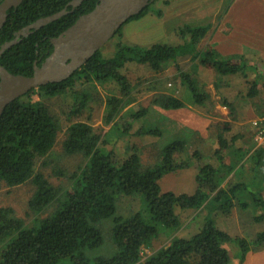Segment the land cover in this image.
I'll use <instances>...</instances> for the list:
<instances>
[{"label": "trees", "instance_id": "trees-1", "mask_svg": "<svg viewBox=\"0 0 264 264\" xmlns=\"http://www.w3.org/2000/svg\"><path fill=\"white\" fill-rule=\"evenodd\" d=\"M72 1L21 0L12 7L0 28V48L24 27L64 9L66 12L5 48L0 55V66L15 75L31 76L34 64L40 66L52 53L51 39L98 3V0H82L73 6ZM156 1L125 24L149 12L161 16V9L153 7ZM125 24L71 76L29 91L10 102L0 114V185L12 188L28 183L31 187L26 203L28 221L19 217L12 207L0 206V264H230L235 254L230 252L229 244L235 245L240 262L247 253L264 247V231L253 235L246 230L242 236L232 237L211 217L215 210L228 215L238 208L254 213L252 223L264 221V198L252 191L254 187L264 188V146L235 148L233 144L243 134L228 139L225 133L230 122L211 123L213 162L212 159L205 162L199 146L184 158L189 151V140L183 136L163 143L154 162L146 165L137 146L122 159L112 150L100 149L102 144L115 145L122 135L132 132L158 138L163 135V129L148 119V108L131 110L128 118L125 117L127 112L123 110L134 99L133 85L122 72L128 63L146 65L153 75H159L169 66L179 68V58H190L189 69L195 76L190 75V70L179 71L186 98L156 91L153 104L163 111H176L186 104L206 105L210 95L202 90L197 76L203 67L220 76L221 83L230 75L244 78L246 89L238 91L235 99L244 106H252L258 114L264 112V99L259 97L264 64L248 61L240 54L222 55L212 43L201 44L212 24H184L177 30L182 42L149 46L123 42ZM114 39L113 49L106 50ZM109 83L114 90L103 100L107 108L104 124L112 134L105 137L89 122V103L99 96L81 86L105 87ZM68 93L72 95L66 113L69 125L61 146L65 153L82 154L86 161L70 173L53 169L51 173L62 180L55 185L42 170H36L40 160L45 166L51 163L47 155L59 132L45 100ZM222 103L229 109L232 120L245 118L240 117L239 108L237 113L234 102L223 99ZM250 111L244 110V116L250 115ZM249 150L251 153L240 163L238 157ZM176 154H180L179 162L175 160ZM192 159L204 160L197 167L193 193L163 190L160 180L168 173L190 167ZM249 170L253 173L248 178L244 174ZM223 173L226 178L236 179L221 186L217 180ZM124 198L128 207L122 208ZM245 198H249V203ZM134 201L138 204L133 205ZM186 210H198L195 218L199 228L190 236H180L177 232ZM202 211L206 213L201 216ZM245 218L249 220L248 214ZM155 244L158 248L145 255V249Z\"/></svg>", "mask_w": 264, "mask_h": 264}, {"label": "rangeland", "instance_id": "rangeland-1", "mask_svg": "<svg viewBox=\"0 0 264 264\" xmlns=\"http://www.w3.org/2000/svg\"><path fill=\"white\" fill-rule=\"evenodd\" d=\"M167 0H158L154 2L153 7L156 9H161V16L155 13L149 12L140 19L131 21L122 27V41L129 44L149 46L153 43L163 42V43H179L182 42V38L178 35V28L184 24H176L170 20L168 17L169 10L167 9ZM188 2L190 0H187ZM202 1H199V4ZM179 3V2H178ZM198 4V5H199ZM260 8L261 6L253 5L252 10L255 8ZM255 10L248 16V22L246 25H242L245 30H258L264 27V18ZM184 17L180 18L183 21ZM202 25V24H200ZM195 26V25H193ZM208 36V35H207ZM208 42V43H207ZM116 40H112L106 50H112ZM212 43L211 37H206L203 39L201 44ZM250 57H255V52L250 50ZM245 58L244 52L241 54ZM250 61V60H248ZM253 62H261L260 60H252ZM179 68L176 66H169L161 74L153 75L146 65H140L137 63H128L122 72L126 74L133 85V103L130 104L123 111L127 112L125 117L128 118L129 111L138 110L141 108H148V119L152 120V124L159 126L163 129V135L160 138L152 135H135L133 132L127 135H122L115 145L102 144L100 149L103 151L112 150L117 158L122 159L134 152V146H137V151L141 156V161L144 165L154 162L155 155L158 153L159 148L165 143L173 140L180 136L186 137L189 140V151L185 153L184 158L190 155L193 150L199 148L204 152L205 162L209 159L213 162L214 159L211 158L212 150V139H209L210 130H214L211 126L213 122L228 121L230 122V129L225 133V136L229 139L234 135L243 134V137L238 138L233 144L235 148L242 146H247L252 148L259 145L264 146V112L262 114L255 113V108L247 105L244 106L243 103L237 99L235 96L238 91L246 89L245 79L240 75L227 76L224 83H221V77L217 76L212 69H207L206 71H200L197 73L199 80L201 81V87L203 91L208 92L210 99L207 101L206 105H190L186 104L185 108H181L176 111H163L159 107L153 104V97L157 90H162L161 92H170L174 96L186 98L185 88L180 84V70L189 71L191 60L189 57H181L178 59ZM190 75L192 77L195 74L190 70ZM200 76V77H199ZM254 76L251 74L249 79L252 80ZM261 85H259L260 94L259 97L264 99V78L259 79ZM82 88L89 89L93 94L99 98H94L89 103L90 108V119L89 122L93 127L104 134L105 137L111 136L112 132H108L107 127L104 124V115L106 111L105 101L109 95V91L114 90L112 83L106 84L105 87H91L90 85L82 84ZM80 89V88H79ZM229 100L234 102L236 106V111L238 113L242 112L240 115L244 119L232 120L229 109L224 106L222 100ZM72 100V95L70 93L62 96L47 98L45 104L50 108L52 115L54 116L59 132L54 146L47 155L51 163L47 166L43 164V160H40L36 164V170H42L49 178V181L57 185L62 182V180L55 176L51 171L53 169H61L65 173H70L75 170L79 165L86 161L82 154H67L63 151L61 146V141L64 137V132L69 125V120H67L66 113L70 107ZM186 100V99H185ZM187 101V100H186ZM264 102V101H263ZM250 109V115L244 116V110ZM264 109V106H263ZM127 110V111H126ZM160 110V111H159ZM162 111V112H161ZM124 112V113H125ZM174 123H170L171 121ZM108 132V133H107ZM112 138V137H110ZM206 140V142H205ZM164 143V144H163ZM246 144V145H245ZM252 145V146H249ZM210 148V149H209ZM155 149V150H154ZM153 151V154H152ZM155 152V153H154ZM251 153L249 150L245 155H241L239 158L240 163L243 162L246 157ZM239 156V155H238ZM180 154L175 155V160L180 161ZM229 160V158H228ZM204 160L196 161L191 160L190 167L179 169L175 172L168 173L164 176L161 181L162 189L169 190L178 193H189L186 191H191L196 189L195 173L197 172V167L203 163ZM238 169V168H236ZM247 173V174H246ZM244 174L249 178L253 171H248ZM223 173L219 176L218 182L221 186H226L228 181L236 179L235 176L225 177ZM238 178V176H237ZM252 191L257 192V194L264 198V188L254 187ZM31 195V187L28 183L23 184L18 187H7L5 184L0 185V206H10L14 209L16 214L28 221L26 217L27 206L29 196ZM249 203V198L246 199ZM130 203V201H129ZM138 204L134 201L133 205ZM128 205V201L122 199V208ZM128 207V206H127ZM198 213L194 210H189L184 212L182 216L181 228L178 230L177 234L180 236H190L199 228V222H197L195 216ZM205 211L201 212V216L205 215ZM248 214L249 220L245 218ZM254 213H247L235 208L230 214L225 215L219 210H215L212 213V218L216 222L220 229L228 232L232 237L242 236L244 232L249 230L253 235L256 232L264 231V221L259 224L252 223ZM167 243V241L165 242ZM158 244L145 249V255L150 254ZM105 246V245H104ZM103 246V248H104ZM229 250L234 255L233 260H240L238 257V251L234 244H229Z\"/></svg>", "mask_w": 264, "mask_h": 264}, {"label": "water", "instance_id": "water-1", "mask_svg": "<svg viewBox=\"0 0 264 264\" xmlns=\"http://www.w3.org/2000/svg\"><path fill=\"white\" fill-rule=\"evenodd\" d=\"M20 1L3 0L0 5V28L5 23L6 11L16 7ZM81 1L74 0L70 4L76 6ZM152 1L98 0L92 11L81 15L58 37L51 39L54 46L52 53L40 66L34 64L31 76L15 75L0 66V114L10 102L29 91L71 76L95 51L102 48L129 18L141 12ZM65 12L64 9L24 27L17 32L14 40L1 46L0 55L5 48L16 43L18 37L29 34L32 29L53 21Z\"/></svg>", "mask_w": 264, "mask_h": 264}, {"label": "crops", "instance_id": "crops-1", "mask_svg": "<svg viewBox=\"0 0 264 264\" xmlns=\"http://www.w3.org/2000/svg\"><path fill=\"white\" fill-rule=\"evenodd\" d=\"M199 1L202 2L199 4ZM166 2L167 9H170L168 17L174 25L212 24L207 37L212 38V44L220 54L231 56L241 55L244 52L246 60L257 59L264 63V27L258 30H245L241 27V24L246 25L249 14L255 10H258L264 18V0H190L189 2L167 0ZM253 5L261 7L252 10ZM181 17H184L183 21H180ZM250 50L255 52V57H250ZM201 70L207 69L200 67L199 75ZM193 191L194 189L186 192L193 193ZM231 258L230 264H264V247L257 252L247 253L242 262L233 260L234 257Z\"/></svg>", "mask_w": 264, "mask_h": 264}, {"label": "flooded vegetation", "instance_id": "flooded-vegetation-1", "mask_svg": "<svg viewBox=\"0 0 264 264\" xmlns=\"http://www.w3.org/2000/svg\"><path fill=\"white\" fill-rule=\"evenodd\" d=\"M2 2H3V0H0V5L2 4ZM10 10H11V8L8 9V10L6 11V12H7V15H8V12H9ZM0 16H1V14H0ZM6 18H7V16H6ZM19 38H20V37H18V39H19ZM14 39H15V38H14ZM14 39H13V40H14ZM18 39H17V40H18Z\"/></svg>", "mask_w": 264, "mask_h": 264}, {"label": "built area", "instance_id": "built-area-1", "mask_svg": "<svg viewBox=\"0 0 264 264\" xmlns=\"http://www.w3.org/2000/svg\"><path fill=\"white\" fill-rule=\"evenodd\" d=\"M262 129H264V127Z\"/></svg>", "mask_w": 264, "mask_h": 264}]
</instances>
